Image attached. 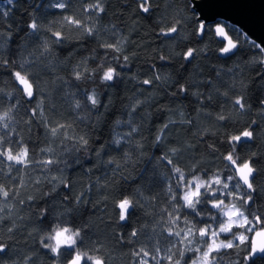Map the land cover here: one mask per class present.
I'll list each match as a JSON object with an SVG mask.
<instances>
[{"label": "trees", "instance_id": "16d2710c", "mask_svg": "<svg viewBox=\"0 0 264 264\" xmlns=\"http://www.w3.org/2000/svg\"><path fill=\"white\" fill-rule=\"evenodd\" d=\"M40 3L44 7L38 11L30 8ZM91 3L94 0H67L68 6L61 11L48 8L44 0H19L10 17L0 18V29L11 25L15 41L0 52V115L8 113V127L0 124V150L11 147L15 153L26 148L29 161L24 166L13 164L11 171L8 162L0 163V185L9 192L7 199L0 195V242L8 246L6 254L0 255V264L68 263L74 255L70 249L62 248L57 257L41 244V237L57 225L80 229L76 250L98 256L104 264H139L142 254L135 253L140 249L149 252L143 257L148 264H157L152 256H157L159 264H170L168 255L180 264H192L206 250L209 239L202 242L197 235L191 245L187 241L182 245L167 229H186L185 219L197 229L206 224L214 229L219 223L210 217L219 221L221 215L210 208L207 197L197 205L199 216L178 207L183 201L171 199L169 192L171 187L177 198L181 194L176 174L160 157L167 153L186 180L235 175L225 159L233 151L229 141L251 126L253 138L235 146L237 162L251 160L256 168L253 203L242 210L250 218L264 219L263 53L240 35L238 50L221 55L224 43L216 39L212 24H207L202 36L197 35L190 0H149V13L140 10L138 0H103L105 10L99 16L84 11ZM65 16L94 28L93 35L68 23ZM33 17L40 27L36 36L29 37L27 25ZM173 26L178 31L165 36L163 32ZM226 26L235 39L238 33L232 29L237 27ZM57 31L65 37L61 43L54 42L52 33ZM45 40L51 52L41 55ZM106 44H118L121 51ZM189 48L197 50L191 62L183 59ZM81 63L90 72L97 71L74 79L73 68ZM101 64L116 67L119 78L110 84L102 82ZM15 71H26L38 82L39 90L31 100L19 91ZM157 75L161 78L155 79ZM144 80L151 83L144 84ZM181 85L188 89L186 94L178 92ZM93 91L99 100L94 109L84 95ZM197 91L202 95H193ZM242 93L250 105L243 114L233 107ZM76 100L81 103L79 109L74 106ZM176 107L180 110L177 117L170 115ZM220 115L225 119H218ZM170 119L175 123L157 145L155 138ZM132 126L138 131L126 137L129 142L115 145V133H127ZM53 128H57L55 135ZM81 136L88 139L86 148L79 143ZM171 148L179 151L173 155ZM47 160L54 162L45 167ZM125 197L133 200L135 208L126 221H120L117 205ZM219 198L228 204L242 203L232 196ZM169 213L181 217L177 225L168 222ZM232 231L241 230L233 227ZM220 237L232 239V234ZM186 246L199 247L200 252L185 250L181 258L179 251ZM245 255L243 246L211 253L214 264H244ZM256 264L264 262L257 260Z\"/></svg>", "mask_w": 264, "mask_h": 264}, {"label": "snow or ice", "instance_id": "6c2138e0", "mask_svg": "<svg viewBox=\"0 0 264 264\" xmlns=\"http://www.w3.org/2000/svg\"><path fill=\"white\" fill-rule=\"evenodd\" d=\"M18 2L19 0H4V3L8 6V8L7 10H3L2 8H0V18L10 17L13 9L15 8V5ZM138 3L139 8L143 13L150 12L149 0H138ZM190 3L192 7V14L195 17L196 33L197 35L202 36L207 30V20L206 18H201L197 14L199 4L196 2V0H190ZM67 6L68 5L65 0H49L48 3V8L61 11H63ZM42 7H44L43 3L30 4V8L35 11H38ZM104 10L103 0H94V3L88 4L84 8L85 12H92L97 16L103 13ZM64 19L70 24L83 28L87 35H93L94 28L85 27L81 20L75 19L71 16H65ZM39 27L40 26L37 19L34 17L31 18L30 22L27 25L28 33L26 35H28L29 37L36 36L39 32ZM226 27V25L217 23L212 29L215 35L221 39L222 43H224V46L219 50L221 55L227 56L229 54H234L235 51L238 50V41L240 35L245 36L246 42H249L253 48L264 53V40L258 41V39H251L249 33H247L246 31H240L239 28L232 29L233 32L238 33V35H236L234 39L233 36L229 35V32L226 31ZM240 28H243V25H241ZM177 31V27L173 26L166 32H163V34L165 36H168L172 33H176ZM52 35L55 38V43H61L65 39L61 32L58 31L53 32ZM13 43H15V41L13 40V31L11 25H8L6 29H0V52H2L6 48H9ZM103 46L112 48L117 52L121 51L118 44H106ZM196 51V49L189 48L183 54V59L185 61L191 62V59L194 58ZM50 52V45L48 41L45 40L43 44V52L41 53V55ZM161 59H165V57H161ZM124 60L127 61L128 57L124 56ZM260 63L264 65V59H261ZM3 64L7 65L8 61L4 60ZM21 69H23V65H21ZM99 70L103 73L101 76V81L104 83L110 84L119 78V72L117 71L116 67H113L111 65L105 67L103 64H101L99 66ZM95 71L97 70L93 69L90 72L86 67L83 66V63H81L73 68L72 75L74 79L81 80L85 77L86 74L92 75ZM13 77L14 81L20 86L19 91H21L28 100H31L35 92L39 90L38 82L30 79L29 74L26 71H15L13 73ZM160 78L161 77L159 75L155 77V79ZM143 83L150 84L151 81L144 80ZM187 91L188 89L184 85H181L178 89V92L181 94H186ZM84 95L91 108L94 109L98 107L99 100L97 99L96 93L94 91L92 93H85ZM193 95L199 97L202 94L197 91L194 92ZM225 95L227 94L225 93ZM207 99L211 100V96H208ZM200 102L203 103L202 100ZM261 104L264 105V100L261 101ZM74 106L77 109L81 108L80 101L76 100ZM37 107L39 108L40 106L38 105ZM233 107L236 108L239 113H245L250 108V105L247 103V97L243 93L236 96L233 101ZM133 111H135V107H133ZM261 111L264 112V108H262ZM32 115H36L35 109L32 110ZM41 115H43L42 112ZM180 115L183 116V113H181ZM7 116L8 113H5L4 117ZM4 117H0V119H3ZM218 119L223 120L225 119V117L223 115H220L218 116ZM120 123L121 121H116L117 125H119ZM128 123H132L131 119H129ZM173 123H175V121L170 119L160 128L155 138V142L157 145L163 142V139L166 137L165 130L168 129L169 125ZM252 123L254 124L255 121H253ZM3 127L7 128L8 125L4 124ZM59 127H63V125H58L57 128ZM57 128L52 129L53 135H55ZM137 131V127L132 126L131 130L127 133L121 134L119 132H116L113 143L117 146H120L122 142L127 143L129 141L126 140V137H131L132 134L136 133ZM252 138L253 130H251V126H249V129L244 130L240 134L231 137L229 143L232 145L233 151L229 152L225 156V159L226 161H228L229 166L232 167L235 175L227 176L223 179H221L217 174L212 179L207 181L201 180L199 177L195 176H193L191 180H186L183 171L173 164V160L167 153L160 157V160L166 161L167 165L171 166V171L176 174L177 190L181 191V194L179 198H177V195L173 192V189L171 187H169V192L172 193L171 199H179V201H183L182 205H179L178 202V207L182 206L184 208L190 209L194 215L199 216L200 210L198 209L197 205H200L203 202L202 197H207V202L210 208L215 209L218 214L226 218L218 221L216 216L210 217L214 222L219 223L218 229H213L212 226L208 224H206L205 227L197 229L193 222L186 219L184 220V223L186 225H189L186 229H167L168 235L170 237L179 238L178 243L182 245L185 244V241H187V245H191L193 243V239L191 238H194L197 235L201 238L202 242L204 241V238H208L211 240V243L207 244V248L202 252L199 260L193 261V264H214L215 257H213L211 260L208 259L211 253L219 252L221 249L241 248V246H243L246 252V255L243 257L244 264H256L257 260L264 262V219H261V217L256 215H252L251 219H249V216L245 215V211L242 210L253 203L252 193L256 191V188L254 187L252 181L255 178L254 174L256 172V169L252 167L251 160L244 161L243 163H238L237 161L239 158L235 154L236 144L242 143L244 140H251ZM0 140H2V138H0ZM79 143L86 148L88 146V139L84 136H81L79 137ZM139 147H143V145H139ZM2 148L3 145L2 143H0V149ZM169 151L174 155L179 150L177 148H171L169 149ZM27 155L28 153L26 148H23L21 151L14 153L12 148L9 147L7 149L0 150V163H4L5 161L8 162L9 171H11V166L13 164H19L21 166L27 165L29 163ZM97 155H99V152H97ZM125 158H130L128 153H125ZM53 162L54 161L52 160H47L44 161L43 164L46 167ZM108 163L112 164L114 163V161L109 160ZM117 167H119V165H117ZM52 179L55 180L56 178L53 177ZM233 181H235L234 184L232 183ZM64 186L68 187V184L64 182ZM216 186H219V188H217ZM230 186L232 189L231 191L229 190ZM220 189H222L223 191H220ZM240 189H243L242 194L239 192ZM0 195H2L5 199H7L9 196V192L6 191L2 185H0ZM220 196H224L225 198H227L228 196H232L234 201H241L242 203L239 206L235 202H233L231 205H228L224 203L223 199L219 198ZM29 199H32V197H29ZM77 202L83 203V201H81L79 197H77ZM21 203H23V201H21ZM117 207L120 210V221H126L132 211H134L135 204L131 198L125 197L118 203ZM41 215H43V213H41ZM249 215H251V213H249ZM180 220L181 217L179 215H173L172 213H169L168 222L170 224L177 225ZM201 222H203V218H201ZM233 226L242 228L244 229V231L233 233ZM9 231H11V228L9 229ZM181 233H183V235H181ZM222 233L232 234V239L221 240L219 241V243H217V240ZM132 235L136 236L137 232L133 231ZM80 239V229H72L70 227H61L60 225H57L46 237H41V244L43 247L49 249V251L57 257L61 255L62 248L70 249L75 253V255L72 256L69 264H104L103 260L100 257L91 256L87 252L76 250L78 246V240ZM7 247L8 246L6 244L0 242V255L6 254ZM173 247H176V245L173 244ZM185 250H194L196 252H200L199 247L193 249L186 246L185 249L179 251V256L181 258L183 257ZM171 251L172 249L170 248L169 252L171 253ZM156 252L157 254H159L160 250L157 248ZM141 254L142 258L139 264H148V260L144 259L143 257H148L149 252L144 249H140L139 252L135 253V255L137 256H141ZM151 258L153 260H156L157 264H159L157 256H152ZM166 259L170 262V264H180L179 259L173 261L172 255H168Z\"/></svg>", "mask_w": 264, "mask_h": 264}, {"label": "water", "instance_id": "95a60500", "mask_svg": "<svg viewBox=\"0 0 264 264\" xmlns=\"http://www.w3.org/2000/svg\"><path fill=\"white\" fill-rule=\"evenodd\" d=\"M196 2L199 4L197 14L201 18H206L207 24L228 23L249 33L251 39L264 40V0H196ZM241 25L243 28H240ZM226 31L229 32L227 27ZM216 39L220 38L216 36ZM69 261L66 264H69Z\"/></svg>", "mask_w": 264, "mask_h": 264}, {"label": "rangeland", "instance_id": "374dc122", "mask_svg": "<svg viewBox=\"0 0 264 264\" xmlns=\"http://www.w3.org/2000/svg\"><path fill=\"white\" fill-rule=\"evenodd\" d=\"M45 1V3H46V5H47V7H48V3H49V0H44ZM65 2L67 3V0H65ZM0 8H2L3 10H7V8H8V6L7 5H5V3H4V1H2V0H0ZM180 113V110H179V108H174V109H171L170 110V115H172V116H175V117H177L178 116V114ZM0 117H4V114L3 115H0ZM0 124H2V126L4 125V124H6V117H4L3 119H0ZM224 203L225 204H228V203H226L225 201H224ZM228 205H231V204H228ZM223 219H226L225 217H223L222 215H221V219L220 220H223ZM249 219H251L250 217H249ZM233 227H236V226H233ZM219 228V226L217 227V228H214V229H218ZM241 231L240 232H242V231H244V229H242V228H239ZM239 233V232H238ZM221 240H228V239H223V238H221L220 236H219V239L217 240V243H219V241H221ZM46 242H48V241H46ZM209 243H211V240L209 239ZM205 251V250H204ZM202 252L203 251H201L200 253H199V255L197 256V258L194 260V261H198L199 260V258L201 257V254H202ZM208 259H212V256L210 255V257L208 258ZM193 264V263H192Z\"/></svg>", "mask_w": 264, "mask_h": 264}, {"label": "flooded vegetation", "instance_id": "af4514ba", "mask_svg": "<svg viewBox=\"0 0 264 264\" xmlns=\"http://www.w3.org/2000/svg\"><path fill=\"white\" fill-rule=\"evenodd\" d=\"M208 24H212V25H214L213 23H208Z\"/></svg>", "mask_w": 264, "mask_h": 264}]
</instances>
